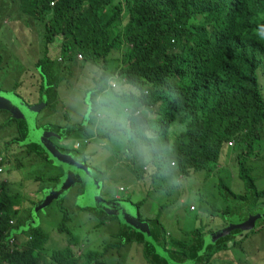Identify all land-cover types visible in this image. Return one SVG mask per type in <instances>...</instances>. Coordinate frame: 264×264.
Here are the masks:
<instances>
[{
	"label": "trees",
	"instance_id": "16d2710c",
	"mask_svg": "<svg viewBox=\"0 0 264 264\" xmlns=\"http://www.w3.org/2000/svg\"><path fill=\"white\" fill-rule=\"evenodd\" d=\"M7 21L23 24L15 26L23 35L41 28L39 47L44 57H37L36 68L41 78L39 103L44 98L47 108L52 106V91L57 94V87L63 81L76 78L88 64L101 69L96 86L115 76L133 90V94L119 99L122 108L144 110L132 118V139L126 146L137 149V153L141 144H147L152 157L143 169L133 171L137 181H163L164 166L165 173L177 170L179 178H189L191 172L220 166L230 150L239 151L234 161L239 164L238 174L253 198L251 209L262 210L264 190H259L256 179L250 177L253 168L245 164L259 156L256 147L264 130V92L258 76L259 71L264 72V36L259 34L264 26V0H0V31ZM57 38L61 40L60 51L56 58L50 59L47 54ZM20 66L19 59L0 41V74L6 70L9 76ZM54 67L59 79L51 82L50 72ZM87 93L95 95L94 89ZM146 112L154 113L155 118L148 119ZM173 124H184L185 131L172 142L169 133ZM95 126V120L90 117L79 124L48 125L65 140L78 133L83 134L79 141L95 136L104 139L116 132L108 129L102 136L99 133L102 128L96 132ZM3 128H12L17 135L6 149L24 141L28 134L26 125L10 114ZM145 128L152 132L151 140L143 136ZM34 147L37 146H23L22 153L12 156L0 150V169L13 161L17 169L23 168L25 160L52 163L42 149ZM62 150L79 155L75 150ZM79 157L87 163L89 155ZM60 178L58 175L50 181L56 186ZM100 179L104 180L105 174H100ZM35 181L43 180L35 178ZM9 194L7 183L0 184V264H41L44 253L50 255L52 264H79L70 252H49L41 226L23 232L31 238L30 244L10 248L8 240L16 239L11 233L23 224L18 222L22 211L16 208L19 197ZM64 198L57 203H64ZM36 203L29 209V219ZM60 210L64 214L59 231L68 234L65 224L70 212L63 206ZM91 212L99 217L101 226L118 221L103 212ZM139 218L149 223L141 214ZM12 220L14 226L10 225ZM152 225L157 230L150 229L152 236L156 241L161 240L158 233L165 231L163 226L159 222ZM115 238L116 241L107 245L106 252L137 243L144 247L148 264H167V259L159 256L157 249L132 228L121 225ZM248 239L249 234L236 230L207 247L198 240L191 245L172 241L170 248L164 242L161 248L175 261H194L202 255L214 258L231 249L245 251L244 242ZM175 248L185 249L187 253L178 257ZM86 259L104 264L97 254H89Z\"/></svg>",
	"mask_w": 264,
	"mask_h": 264
},
{
	"label": "rangeland",
	"instance_id": "374dc122",
	"mask_svg": "<svg viewBox=\"0 0 264 264\" xmlns=\"http://www.w3.org/2000/svg\"><path fill=\"white\" fill-rule=\"evenodd\" d=\"M15 26H23V24L5 22L0 31V41L7 45L8 50L19 59L21 66L17 72H11L9 76L7 71L3 70L4 74H0V88L5 92L18 94L30 106H34L42 103H39L41 78L36 68L37 57H44L39 47L41 28L36 27L31 33L27 32L28 35H23ZM33 26L38 25L33 23ZM60 44L61 40L57 38L47 54L50 59L57 57ZM54 70L55 67L50 72L51 82L59 79V75L55 74ZM260 72L258 76L264 92V72ZM100 74V68L88 64L79 71L76 78L69 77L68 80L63 81L64 84L57 87V94L52 91L50 95L51 108L45 107L39 113L38 127L46 130L45 128H48L50 123L64 126L86 122L89 115L83 110L80 101L85 93L96 85L95 80ZM116 103L121 108L123 107L119 99ZM137 111L140 115L141 111ZM146 114L148 119H154L156 116L150 112ZM8 119V113H0V150L12 156L22 153L23 148L17 145L5 148V142H10L17 136L12 128L2 129ZM100 128L103 130L100 131L101 135H105L107 129L98 127L96 124V132ZM184 131V124H173L169 133L171 141L173 142ZM117 133L114 132L104 139L95 136L88 144L80 141L82 145L78 149L75 146L77 141L82 140V133L75 134L62 142L55 141L64 148L77 151L81 157L89 155L87 160L89 172L100 182L98 188L102 187L101 196L105 200H113L115 197L120 199V202L131 207L132 214L139 216L141 214L144 220H148L150 229L154 228L152 224L156 222L163 226L165 231L161 230V233H158V236L162 237L161 240L156 241L152 236L151 244L157 249L159 256L167 259V264H264V206L261 207L260 212H253L251 209L253 198L248 192L246 183L238 174L239 164L234 161V156L239 151L235 153L230 150L227 152L228 157L220 166L217 165V167L214 166L200 172H191L189 178H179L177 170L165 173L166 167L164 166L161 171V176L165 175L163 181L158 183H153L151 179L137 181L133 171L143 169L148 163H145L139 151L136 153L137 149L130 150L126 146L132 139L131 133ZM256 153L259 156L248 160L245 167L253 168L254 171L250 173V177L256 179L259 190H264V130L262 141L256 147ZM2 169L0 184L7 183L11 197L18 195L19 202L16 208L22 209L18 222L25 227L31 220L28 213L32 203L37 202V205L42 200L44 191L54 186L50 178L58 175L62 177L64 171L54 162H43L39 159L31 160V162L25 160L21 169L16 168L14 161ZM100 174H105L104 180L100 179ZM35 178H41L43 181L37 183ZM78 192L77 187L71 189L66 193L64 203L53 202L40 212L41 215L39 213L41 226L39 229L46 235L47 250L49 252L60 250L66 254L70 252L75 255L76 259L78 258L79 264L84 261L88 262L86 257L89 254H97L98 260L104 264H146L140 251L132 253V247L136 248L135 243L131 245L132 247L123 250L105 251L108 244L116 241L115 235L121 227L120 222L108 221L103 228H97L100 220L96 214H92L91 210L94 209L83 208L88 205L92 206L93 200L77 197ZM242 197L246 198L242 199ZM61 206L70 212L69 221L65 224V231L69 235L59 231L64 214L60 210ZM192 206L194 210H191ZM261 228H263L262 232H250ZM154 230L157 232L156 227ZM236 230L249 234V239L244 242L245 251L231 249L214 258L202 255L200 260L175 261L161 248L164 242L170 248L172 241L191 245L199 240L204 241V246L214 245L221 238ZM29 238L27 233L16 235L21 247L30 244ZM58 241L60 245L58 249H54L58 246ZM68 246L71 248L66 249ZM175 250L178 257L187 253L182 248H175ZM81 251L82 257L79 258L78 253ZM45 255L48 254L44 253L43 256ZM67 256L70 257L69 254ZM46 259L48 260L47 257ZM90 263L97 264L95 261Z\"/></svg>",
	"mask_w": 264,
	"mask_h": 264
},
{
	"label": "water",
	"instance_id": "95a60500",
	"mask_svg": "<svg viewBox=\"0 0 264 264\" xmlns=\"http://www.w3.org/2000/svg\"><path fill=\"white\" fill-rule=\"evenodd\" d=\"M45 107H47V102L44 98L41 104L30 106L18 94L5 92L0 88V110L7 111L12 115L13 119L22 121L28 128L26 139L19 144L25 147L31 145L37 146L47 154L50 161L54 162L64 171L59 183L55 187L44 191L42 200L32 210V218L29 220V223L25 227L22 226L19 230L13 231L11 236L21 235L32 227H39V213L44 211L53 202L60 201L65 197L67 191L77 184L85 188V193L81 197L93 200L94 202L92 206L88 205L83 208H91L103 212L108 216L115 217L122 225L141 233L147 242L152 243L150 225L147 222H142L138 214H132L131 207L126 205V203L118 200L107 201L103 199L101 196L102 187L98 188L100 182L91 175L87 163L77 162L73 154L62 152L51 141V139L63 141L64 137L57 132L41 130L38 127L37 117Z\"/></svg>",
	"mask_w": 264,
	"mask_h": 264
},
{
	"label": "clouds",
	"instance_id": "9594fccd",
	"mask_svg": "<svg viewBox=\"0 0 264 264\" xmlns=\"http://www.w3.org/2000/svg\"><path fill=\"white\" fill-rule=\"evenodd\" d=\"M259 34L264 36V26H261ZM93 89L95 91L94 96L92 93H85L80 101L85 113L95 120L98 127L121 134L131 133V120L138 113L133 107L121 108L116 101L133 94V90L115 76L106 78L99 86L93 85ZM143 136L147 140H151L153 134L145 128ZM139 152L145 163L151 161V148L147 144H141Z\"/></svg>",
	"mask_w": 264,
	"mask_h": 264
},
{
	"label": "crops",
	"instance_id": "0c3cea01",
	"mask_svg": "<svg viewBox=\"0 0 264 264\" xmlns=\"http://www.w3.org/2000/svg\"><path fill=\"white\" fill-rule=\"evenodd\" d=\"M82 123H83V122H82ZM107 130H108V129H107ZM107 130H106L105 133H107ZM101 131H103V130L101 129ZM99 133H100V131H99ZM87 140H88V139H87ZM88 141H90V140H88ZM106 223H108V222H106ZM106 223H105L104 225H102V226H101V224L98 225L97 228H99V227H102V228H103V227L106 225ZM16 240H17V239H16ZM17 244H18V242H17ZM57 244H58V246H56L54 249H58V247H59V245H60L59 241L57 242ZM134 245H136V248H133V247H132V249H131V250H132V253H133V251H136V252L140 251L141 256H142V259L144 260V259H145V256H144V247H143L142 245H140V244H137V243H135ZM18 246H20V245L18 244ZM57 251L62 252V251H60V250H54V251H52V252H57ZM132 253H130V254H132ZM78 256H79V257L82 256V251L78 253ZM46 257L48 258V260L46 259ZM61 261H64V260H61ZM144 261L146 262V264H148L147 261H146V259H145ZM90 262H93V261H90ZM90 262H89V261H88V262L84 261V262H82L81 264H86V263L91 264ZM41 264H52V261H51L50 255H45V256H43L42 259H41ZM59 264H65V263H62V262H61V263H59Z\"/></svg>",
	"mask_w": 264,
	"mask_h": 264
},
{
	"label": "flooded vegetation",
	"instance_id": "af4514ba",
	"mask_svg": "<svg viewBox=\"0 0 264 264\" xmlns=\"http://www.w3.org/2000/svg\"><path fill=\"white\" fill-rule=\"evenodd\" d=\"M38 105V104H37ZM8 113L7 111H3V110H0V113ZM8 114H10V113H8ZM11 115V114H10ZM12 116V115H11ZM25 124V123H24ZM46 130H48V131H52V130H50L49 129V127L48 128H45ZM16 138V137H15ZM12 140H14V138L12 139ZM11 140V141H12ZM55 140H57V139H51V141L54 143V144H56L57 146H58V148H60V150L62 151V152H64V153H66L64 150H62V149H65L63 146H61V145H58V143L55 141ZM63 141H65V139H63ZM59 142H62V141H60L59 140ZM10 142H5V144L7 145V144H9ZM15 145H17V146H21L19 143H17V144H15ZM29 147H33V145H31V146H29ZM21 148H23V146L21 147ZM34 148H37V147H34ZM25 152H23V154H24ZM73 154V157L75 158V160L77 161V162H80V163H82L83 162V158H80L79 157V155H77V154H75V153H72ZM75 187H77L78 188V196L77 197H81L82 195H84V193H85V188L83 187V186H81V185H74V186H72L71 187V189H73V188H75ZM71 189H69L67 192H69ZM81 191H83V193H81ZM103 198V197H102ZM104 199V198H103ZM114 199H117L118 201H121L120 199H118V198H114ZM107 200V201H115V200ZM97 211V210H96ZM121 224V223H120ZM122 225V224H121ZM124 226V225H123Z\"/></svg>",
	"mask_w": 264,
	"mask_h": 264
},
{
	"label": "built area",
	"instance_id": "2783aa9c",
	"mask_svg": "<svg viewBox=\"0 0 264 264\" xmlns=\"http://www.w3.org/2000/svg\"><path fill=\"white\" fill-rule=\"evenodd\" d=\"M79 58H80V60L82 59L81 56H79ZM136 113H138V115H139V112L138 111H136ZM84 143L85 144H88L89 141L88 140H85ZM81 145H82L81 142L80 141H77L75 147L78 149V148L81 147ZM232 145H233V143H230V146H232ZM0 172H3V169H0ZM191 210H194V207L193 206L191 207ZM10 225L11 226H14L15 225V221L14 220L10 221ZM29 239L31 240V238H29ZM8 245L10 246V248H13L14 249V247L18 246L17 240L16 239H13V238L9 239L8 240Z\"/></svg>",
	"mask_w": 264,
	"mask_h": 264
}]
</instances>
